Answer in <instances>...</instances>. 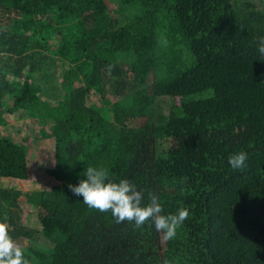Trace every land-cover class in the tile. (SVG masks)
I'll use <instances>...</instances> for the list:
<instances>
[{
    "label": "trees",
    "instance_id": "obj_1",
    "mask_svg": "<svg viewBox=\"0 0 264 264\" xmlns=\"http://www.w3.org/2000/svg\"><path fill=\"white\" fill-rule=\"evenodd\" d=\"M107 1L0 0V127L53 139L24 193L27 138L0 132V221L31 264H264V0ZM58 66L51 103L37 79ZM89 166L187 208L176 238L85 205L68 185Z\"/></svg>",
    "mask_w": 264,
    "mask_h": 264
},
{
    "label": "clouds",
    "instance_id": "obj_2",
    "mask_svg": "<svg viewBox=\"0 0 264 264\" xmlns=\"http://www.w3.org/2000/svg\"><path fill=\"white\" fill-rule=\"evenodd\" d=\"M257 52L264 57V35L256 38ZM248 155L244 151L229 155L228 163L233 169L247 166ZM86 179L78 184H69L68 188L76 196L83 197V203L90 209L99 212H111L117 223H133L140 228L151 222L157 232L162 233L164 240L175 239L178 229L189 217V210L183 206L175 213L164 214L159 196L149 192L148 202L143 203L145 196L128 179L114 180L105 167L89 166L83 173ZM185 178L181 183H186ZM184 189L181 188L183 193ZM0 264H31L25 257L24 249L9 234L8 225L0 221ZM166 264V262H165Z\"/></svg>",
    "mask_w": 264,
    "mask_h": 264
},
{
    "label": "rangeland",
    "instance_id": "obj_3",
    "mask_svg": "<svg viewBox=\"0 0 264 264\" xmlns=\"http://www.w3.org/2000/svg\"><path fill=\"white\" fill-rule=\"evenodd\" d=\"M107 2L111 10H117V4L115 1L108 0ZM48 71L50 75L46 80L44 77H39L37 80L43 86L45 84L48 90V93L43 94L42 98L44 97L46 100H49L51 103H53L59 96V90L57 89V85L61 81L62 68L58 66V68H54V70L49 68ZM51 71H53V73ZM108 97L112 99L110 95ZM178 101L179 100L177 99L176 102L178 103ZM88 102H93L97 104L96 107L99 108V110L103 109L102 103L100 102L98 96H96L95 94L90 97V100ZM0 132L1 134H6L17 141H23L25 138H27L26 141H28L27 147L30 155L29 164L31 177L29 180L26 181L11 180L7 183L8 186H15L17 188H20L24 193H27L29 188L39 186V182L44 181L43 178L45 177L42 175L41 170H39V168H47L48 166H50L51 157L53 153V139L39 138L37 127H35L29 119H23L18 115H15L12 118L10 124L6 127H0ZM2 182L6 183L5 180H3ZM23 213V222L26 225L39 228L38 223L34 222V216L32 213L30 215L26 208L24 209Z\"/></svg>",
    "mask_w": 264,
    "mask_h": 264
}]
</instances>
